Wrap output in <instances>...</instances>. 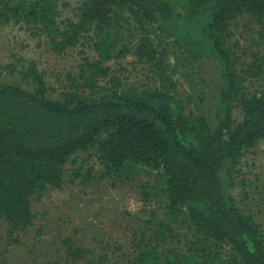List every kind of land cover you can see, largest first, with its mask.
<instances>
[{"label": "trees", "instance_id": "trees-1", "mask_svg": "<svg viewBox=\"0 0 264 264\" xmlns=\"http://www.w3.org/2000/svg\"><path fill=\"white\" fill-rule=\"evenodd\" d=\"M58 2L0 0V24L34 29L57 54L86 39L94 53L57 93L35 62L19 72L22 83L0 82V222L7 234L28 230L33 198L62 188L65 166L94 151L106 177L147 171L154 193L144 188V196L164 200L170 220L152 213L139 227L133 264H264L263 227L234 195L243 157L264 140V58L255 52L239 69L230 46L240 16L264 25V0H82L64 26ZM159 38L188 62L186 78L198 64H215L210 107L205 96L193 110L177 95L169 48ZM129 55L151 69L154 86L126 87L113 74L109 64ZM77 179L87 185L91 174L74 171ZM180 217L194 236L183 252L167 247L178 238L173 222ZM67 245L73 259L88 253Z\"/></svg>", "mask_w": 264, "mask_h": 264}, {"label": "rangeland", "instance_id": "rangeland-1", "mask_svg": "<svg viewBox=\"0 0 264 264\" xmlns=\"http://www.w3.org/2000/svg\"><path fill=\"white\" fill-rule=\"evenodd\" d=\"M82 0H59L58 21L61 26L76 18ZM230 42L238 59V68L246 66L259 52L264 58V25L250 16H240L233 25ZM129 37V35H128ZM127 40H131L128 38ZM169 48L171 76L177 83V95L189 108L196 109L198 97H206L210 107L217 91L218 77L215 64L205 62L195 66L186 78L187 61L178 62L169 40L159 38ZM89 41L83 40L75 49L57 54L48 40L22 24H0V82L22 83L19 72L35 62L44 73L49 87L60 92L69 87L68 78L78 71L86 56H94ZM113 74L123 85L145 89L155 85L154 74L148 66L139 64L131 55L112 61ZM104 84V83H103ZM258 83L250 85L251 88ZM52 93V92H51ZM54 94V93H53ZM91 174L89 184L82 179L72 181L74 171ZM65 183L60 189H50L32 200L35 215L33 225L26 231L10 236L6 224L0 222V264H38L59 261L61 264H133L134 243L142 239L140 232L152 213L156 220L169 221L164 200L159 193L150 200L144 188L151 193L154 178L140 171L125 179L106 177L94 151L79 153L65 166ZM234 195L240 207L254 215L264 230V140L258 142L243 157L235 173ZM140 227V229H139ZM178 238L168 248L183 252L194 241L193 233L182 222L174 220ZM68 239L86 250L83 259L68 255Z\"/></svg>", "mask_w": 264, "mask_h": 264}]
</instances>
